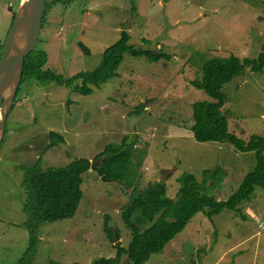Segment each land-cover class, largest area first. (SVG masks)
<instances>
[{
	"label": "rangeland",
	"instance_id": "374dc122",
	"mask_svg": "<svg viewBox=\"0 0 264 264\" xmlns=\"http://www.w3.org/2000/svg\"><path fill=\"white\" fill-rule=\"evenodd\" d=\"M59 1L47 0L50 8L35 48L48 54L45 69L63 78L92 71L123 29L130 45L138 48L149 42L148 49L164 51L171 58L150 62L125 55L119 76L89 96L56 83L37 84L32 79L21 83L0 146V264H17L27 248L21 211L23 174L17 168H31L43 153L44 170L81 159L92 165L107 146L120 145L125 137L136 138V156L148 155L138 170L137 187L163 183L162 172L176 168L164 183L171 199L178 195L182 175H192L201 183L204 171L219 167L224 179L209 195L225 201L255 168L252 153L195 142L187 131L191 104L209 98L189 84L200 77L204 59L229 54L255 58L264 52V0ZM19 4V0H0L1 48ZM79 42L90 55L82 52ZM222 94L229 131L244 141L252 136L264 139V69L260 73L246 69L223 86ZM53 136L60 142L45 152ZM98 169L82 177V198L72 218L42 224L31 264H93L115 257L116 242L106 225L114 238L119 233L123 248L128 246L131 235L121 210L130 191L105 182ZM241 209L242 214L225 210L212 217L198 213L146 264H264V189L256 188ZM120 264L130 263L124 257Z\"/></svg>",
	"mask_w": 264,
	"mask_h": 264
},
{
	"label": "trees",
	"instance_id": "16d2710c",
	"mask_svg": "<svg viewBox=\"0 0 264 264\" xmlns=\"http://www.w3.org/2000/svg\"><path fill=\"white\" fill-rule=\"evenodd\" d=\"M58 2L60 1L55 0V4ZM49 8L50 3L47 2L45 15ZM15 14L12 15V20ZM44 22L45 16L43 24ZM129 41L130 36L123 29L120 39L104 51L101 62L95 69L77 73L70 78H63L51 69H45L48 54L44 50L35 49L24 59L20 85L23 81L32 79L37 84L56 83L74 93L89 96L94 93L95 88L119 76L118 70L125 55L143 57L150 62L171 58V55L164 51L154 52L145 49L149 42L137 48L130 45ZM78 46L82 52L90 55V50L84 43L79 42ZM246 69L256 73L262 72L264 52L255 58L242 59L229 54L203 60L200 77L192 80L189 85L204 91L209 101L191 104L192 123L187 131L197 143L224 144L240 154L252 153L255 160L253 172L245 176L236 192L230 194L225 201L219 202L209 195V190L221 186L224 179L222 169L217 167L213 171H204L201 183L192 175L184 174L178 179L180 189L177 197L171 199L167 196L166 184L162 182L150 183L146 189L140 190L137 187L141 178L138 170L143 168L148 155L147 152H143L136 156L134 153L137 147L136 138L129 141L125 137L120 145L107 146L105 153L95 159L97 161L98 158L106 157L97 173L105 182L119 183L123 185V191H130V200L122 208L121 214L123 224L130 232L131 241L123 248L119 233H115L114 238L113 231L106 225L112 242H116V255L113 258L95 260L93 264H120L124 257L130 264H146L152 255L162 253L165 247L186 229L193 216L204 212L207 217H212L225 210L242 214L241 205L250 201L254 190L264 189V139L252 136L244 141L238 138L229 131L228 112H223L225 105L223 86L242 76ZM52 139L53 144L45 152L60 142L56 136ZM44 154L31 168H17L23 174L21 188L24 199L21 211L25 215L23 225L28 235L27 248L17 264L32 263L41 241L39 229L42 224L63 221L75 215L82 198L80 190L82 177L89 173L91 168L89 160L81 159L64 168L44 170ZM134 156L138 159H134ZM210 183L212 185L208 186ZM205 209L208 211L205 212Z\"/></svg>",
	"mask_w": 264,
	"mask_h": 264
},
{
	"label": "water",
	"instance_id": "95a60500",
	"mask_svg": "<svg viewBox=\"0 0 264 264\" xmlns=\"http://www.w3.org/2000/svg\"><path fill=\"white\" fill-rule=\"evenodd\" d=\"M46 8L47 0L20 1L2 47L0 53V144L4 138L7 116L20 86L24 59L36 48L41 36ZM97 166L102 167V159L93 163L90 169L94 170ZM175 172L176 168L164 170L163 183L167 182L169 176Z\"/></svg>",
	"mask_w": 264,
	"mask_h": 264
},
{
	"label": "built area",
	"instance_id": "2783aa9c",
	"mask_svg": "<svg viewBox=\"0 0 264 264\" xmlns=\"http://www.w3.org/2000/svg\"><path fill=\"white\" fill-rule=\"evenodd\" d=\"M259 227H260V225H259Z\"/></svg>",
	"mask_w": 264,
	"mask_h": 264
},
{
	"label": "crops",
	"instance_id": "0c3cea01",
	"mask_svg": "<svg viewBox=\"0 0 264 264\" xmlns=\"http://www.w3.org/2000/svg\"><path fill=\"white\" fill-rule=\"evenodd\" d=\"M174 165V164H173ZM245 178V177H244Z\"/></svg>",
	"mask_w": 264,
	"mask_h": 264
}]
</instances>
